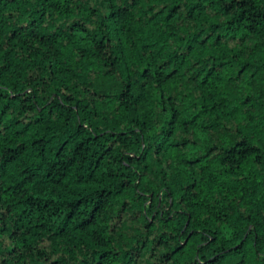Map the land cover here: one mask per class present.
Returning a JSON list of instances; mask_svg holds the SVG:
<instances>
[{"label":"trees","instance_id":"1","mask_svg":"<svg viewBox=\"0 0 264 264\" xmlns=\"http://www.w3.org/2000/svg\"><path fill=\"white\" fill-rule=\"evenodd\" d=\"M0 264H264V0H0Z\"/></svg>","mask_w":264,"mask_h":264}]
</instances>
